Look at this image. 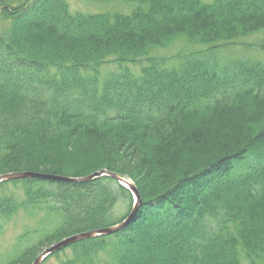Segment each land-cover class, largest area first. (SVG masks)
<instances>
[{"label":"trees","instance_id":"16d2710c","mask_svg":"<svg viewBox=\"0 0 264 264\" xmlns=\"http://www.w3.org/2000/svg\"><path fill=\"white\" fill-rule=\"evenodd\" d=\"M125 1L128 14L0 0V175L106 168L137 185L127 227L72 243L56 264H241L242 252L264 264V63L216 56L264 34V0ZM182 36L207 49L174 66L149 56ZM144 61L139 75L128 67ZM110 64L121 72L100 84ZM112 142L131 160L117 162ZM132 204L109 176L4 181L0 233L18 217L25 232L0 264H32L47 244L119 223Z\"/></svg>","mask_w":264,"mask_h":264},{"label":"rangeland","instance_id":"374dc122","mask_svg":"<svg viewBox=\"0 0 264 264\" xmlns=\"http://www.w3.org/2000/svg\"><path fill=\"white\" fill-rule=\"evenodd\" d=\"M7 1H8L7 4H12V3H17L21 0H7ZM65 1L68 3L71 11L73 12H76V11L97 12L98 11V12L115 13L117 11H120V12L128 14L135 7V4H130V2H127L125 0H65ZM202 1L211 2L213 0H202ZM5 23L6 22L0 17V30L1 28L5 26ZM263 39H264L263 33H258V34H254L248 37H244L238 40L237 45L219 49L216 56L219 60L225 63L229 62V60L232 61V60H239V59L252 60V61L264 63V51L261 50L260 47L258 46V43L263 41ZM205 49H207L206 46L201 45L199 43L191 42L188 40V38L182 36V37L176 38L171 43H169L167 46H162V47L152 46L149 49L148 54L150 57H154L157 60H159L158 62H160L162 59H166V62H165L166 66H171V65L174 66L180 63V61L182 60L181 59L182 57H185L186 55H189L191 53H197L200 50H205ZM150 63H151L150 61L149 62L144 61L142 65H138L136 67L129 65L128 67L134 71L135 75H139L141 72V68L143 66L149 65ZM111 72L119 74L121 72L120 67L117 66L116 64H110V65L105 66L102 69V73L100 77V84L104 79L109 77L110 75L109 73ZM109 140L110 139H108V141ZM112 143L115 144V147H112V149L114 148L116 155H118L117 162L120 160V158L122 159L123 162L131 160L132 158L131 148H128V151L127 150L121 151V150H118L119 148H117L115 142H112ZM78 148L79 147L77 145L75 147V150H77V153H79ZM119 163L120 165H122V162H119ZM134 164H136V161ZM143 167H146L145 164L143 165ZM102 169L107 170L106 168H102ZM134 169L138 171L142 170L141 164H136ZM80 177H83V176H80ZM132 207H133V204L130 208V211L132 210ZM124 210H125L124 206H121L118 209L117 212L119 216H121L124 213ZM128 213H126L125 216H127ZM32 220H33V224L36 223L35 219H32ZM24 223L25 222L22 217H18L9 222H5L4 227L2 228L3 231L0 233V262H6L10 258L9 256L13 252V248H14L15 241H16L15 236L19 233L22 234L25 232L23 230ZM31 224H32V221H31ZM56 242L58 241L47 244L41 250L45 249L48 246H51L52 244ZM66 251H68L69 253L70 252L69 248H67ZM56 256L57 255H53L49 257L43 264L58 263L61 259L56 258ZM71 256H73V254H71ZM60 257L63 259L64 254L61 253ZM241 264H250V262L246 259L244 252L241 253Z\"/></svg>","mask_w":264,"mask_h":264},{"label":"water","instance_id":"95a60500","mask_svg":"<svg viewBox=\"0 0 264 264\" xmlns=\"http://www.w3.org/2000/svg\"><path fill=\"white\" fill-rule=\"evenodd\" d=\"M110 176L118 181L126 182L127 187L132 191L134 194V205L132 207V210L127 215V217L122 220L120 223H117L115 225L109 226V227H102L98 229H92L88 231H83L68 237L63 238L62 240L52 244L51 246L46 247L34 260L33 264H42V262L52 253L56 252L57 250L61 249L64 246H67L73 242H76L78 240L82 239H88L96 236H102L107 234H112L120 231L121 229L128 226L136 217L139 205L141 203V196L138 191V188L135 184L130 183L125 178L119 176L116 173L109 172L107 170H100L97 172H94L92 174L83 176V177H70V176H64V175H56V174H50V173H44V172H38V171H14L9 172L0 175V182L6 181V180H12V179H19V178H41V179H48V180H59V181H67V182H85L90 181L95 178L101 177V176Z\"/></svg>","mask_w":264,"mask_h":264}]
</instances>
